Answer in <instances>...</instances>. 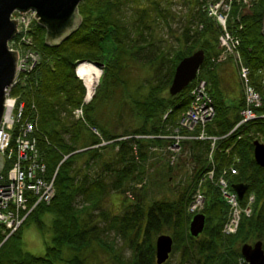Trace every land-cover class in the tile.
I'll return each mask as SVG.
<instances>
[{"label": "trees", "instance_id": "obj_1", "mask_svg": "<svg viewBox=\"0 0 264 264\" xmlns=\"http://www.w3.org/2000/svg\"><path fill=\"white\" fill-rule=\"evenodd\" d=\"M131 1L148 5H133L134 12L125 7V0L82 1V23L59 45L46 43L47 26L39 22L34 26V47L41 59L14 93L27 103V117L36 123L47 178L55 175L56 193L50 203L37 205L6 241V232L0 226V264H102L93 259H98L99 249L114 253L115 246L107 240L112 232L129 241L134 253L132 264H157L154 238L165 228L174 230L173 251L179 249L177 239L184 244L182 264H246L238 244L264 239V167L254 158L253 144L255 139L264 142V0L255 1L245 14L237 6L232 11L235 16L242 15L240 53L261 95V105L255 110L263 115L233 132L241 119L245 98H238V105L226 100L223 79L228 76L219 74L225 63L218 60L219 29L202 13L201 0H197L193 19L186 22L190 24L183 27L175 41L165 44L153 34L152 23L157 26L161 17H166L160 1ZM151 12H156L158 19L157 15L150 16ZM107 39L112 44L108 52L103 47ZM200 48L206 55L198 77L208 80L216 108L208 132L223 136L213 151L214 182H199L213 167L210 142L185 140L180 154H189L196 171L178 200L158 199L146 206L135 204L124 214L111 213L103 206L104 198L113 192H126L130 181L142 182L146 178L147 168L138 165L137 160L145 163L149 146L172 143L158 136L175 132L189 107L195 82L177 95L167 90L178 63ZM84 60L103 63L104 68L95 97L83 105L86 86L77 77L76 67ZM137 66L147 67L149 76L143 81L133 78ZM106 100L113 101L116 112L119 109V118H102L99 109ZM81 106L84 118L75 114ZM123 121L124 129L117 132V124ZM103 140L108 143L99 145ZM183 158V163L188 162ZM232 166L237 173L231 172ZM94 167H99L97 172H92ZM223 175L230 184H249L240 201L243 206L250 193L255 195L252 214H244L237 233L228 236L223 228L229 208L216 184ZM200 187L206 196L202 212L207 220L203 233L194 237L189 230L192 214L187 207ZM46 213L54 217L50 226L43 219ZM28 222L44 231L46 250L42 255L22 248L23 227Z\"/></svg>", "mask_w": 264, "mask_h": 264}, {"label": "built area", "instance_id": "obj_2", "mask_svg": "<svg viewBox=\"0 0 264 264\" xmlns=\"http://www.w3.org/2000/svg\"><path fill=\"white\" fill-rule=\"evenodd\" d=\"M254 1L210 0L202 5V11L214 20L220 30L219 60L233 59L245 89V107L241 111V120L235 128L263 116L255 110L261 105V95L252 83L251 68L243 61L240 53L241 37L238 31L243 28V25L231 23V13L235 4L250 7ZM36 13L35 8H30L25 11L16 10L11 15L12 20L19 19L18 31L8 42V46L11 50H18L19 56L16 78L6 89L5 110L0 123V152L5 162L0 171V226L8 232V236L24 223L37 205L43 202L50 203L56 193L55 175L51 179L47 178V165L38 146L36 123L27 117V103L14 93V88L25 82L28 74L41 59L40 53L34 47V26L39 22ZM259 73L262 71L260 70ZM78 77L82 79L79 75ZM99 81L98 78L92 90L85 85L86 94L83 105L90 102ZM262 83L264 84V77ZM190 94L191 102L179 121L177 134L169 136L175 140L169 149L179 153L183 140H210L212 161L215 143L220 137L211 135L207 131L208 124L216 115L208 81L204 78L197 79ZM75 114L78 118H84L83 107L77 108ZM182 130L185 133H182ZM230 170L232 173H237V169L233 166ZM206 180L214 182V166L207 176L202 177L200 183ZM216 184L229 208L223 231L225 234L233 235L239 229L242 216L252 214L255 195L250 194L246 205L243 206L224 175L219 177ZM32 200L33 204L30 205ZM205 202L206 196L200 187L194 193L188 209L192 213L199 212L204 208Z\"/></svg>", "mask_w": 264, "mask_h": 264}, {"label": "rangeland", "instance_id": "obj_3", "mask_svg": "<svg viewBox=\"0 0 264 264\" xmlns=\"http://www.w3.org/2000/svg\"><path fill=\"white\" fill-rule=\"evenodd\" d=\"M162 6V13L166 15V17H161V23L159 25H154L153 34L156 35L158 40H163L164 44L166 42L175 41L176 37L180 36V33L183 30V27L186 26L188 20L193 19V15L198 9L197 0H158ZM210 0H201L202 5L208 3ZM257 1V0H256ZM126 8H132L133 5L137 7H146L148 4L144 1H131L125 0ZM202 5H199V8L202 10ZM254 5V4H253ZM152 7L150 4L149 8ZM148 8V9H149ZM241 9V8H239ZM251 8H243V14L247 11H250ZM135 12V9L133 10ZM79 13L80 8H79ZM206 18H209L211 21L214 20L205 12H202ZM150 16L157 15L156 12L149 13ZM235 16V14H234ZM237 16L242 19V15L237 13ZM235 16L237 22L239 18ZM82 17V15H81ZM157 15V19H158ZM232 17V14H231ZM148 20V17H147ZM209 20V21H210ZM196 22V21H195ZM151 23V21H150ZM200 26L203 27V23H200ZM195 27V23L192 24V28ZM155 39V40H157ZM107 40H104L103 47L106 52H108L112 48V44L108 43ZM219 48V44L217 46ZM219 74L227 75L228 78L223 79L224 87H225V97L229 103L238 105V98L244 96V87L241 83L240 78L238 77V70L235 67L233 59H228L227 62L221 64L219 69ZM199 75V73H198ZM149 76V72H147V67L137 66L135 67V71L133 73V78L139 79L143 81ZM80 79V78H79ZM82 80V79H81ZM229 80V81H228ZM237 80L239 82H237ZM83 81V80H82ZM100 82V81H99ZM86 85V82H84ZM99 84V83H98ZM98 87V85H97ZM169 92V90H167ZM97 92V88L95 90V94L92 96L95 97ZM119 96V95H118ZM114 105L112 100H106L102 103V108L99 109V113L104 119H115L120 117V111L117 109V112L114 110ZM127 113H125L126 117ZM124 121L117 125V132H120L124 129L125 125H123ZM174 135V133H173ZM104 151H109V149H104ZM148 158L144 162L138 161V165L142 164L146 166V178L140 182L139 180L130 181L127 185V190L124 193L121 192H113L106 196L103 201V206L107 208L111 213L116 214H124L127 209H134L135 204L141 203L146 206L149 205L154 200L158 199H170V200H178L181 192L184 187L188 184L195 174V162L189 160V154H174L167 145L161 146L156 143L154 146H149L147 151ZM186 157L188 162H184V158ZM213 163V162H211ZM120 167V166H119ZM99 169L94 167L92 172H97ZM170 179L167 181V177ZM200 182V181H199ZM144 186V187H142ZM254 205V204H253ZM98 214V212H96ZM53 215L50 213H46L43 216L46 224L50 226L52 224ZM227 220V219H226ZM5 234L6 241L9 236L8 232ZM47 234L49 231H47ZM162 233L171 234L173 236L174 230L172 228H165ZM224 233V232H223ZM161 234V233H159ZM154 238V245L156 244V239L158 235ZM228 236V234H225ZM107 240H109L114 246V253H109L105 250L99 249L97 251V258L93 260L103 261L102 264H132L133 261V248L130 245L129 241H125L122 236L116 235L115 232H112L111 235L107 236ZM174 238V236H173ZM203 236H201V239ZM46 237L44 235V231L39 229L34 222H28L23 227V238H22V248L26 251H29L36 255H42L46 250ZM3 241V242H4ZM264 241V239H263ZM255 242L254 240L251 241ZM176 245H179V249H175L172 251L170 258L168 259L166 264H182L184 262L183 256V248L184 244L180 242V239H177ZM239 247L242 246V243L238 244ZM114 256V257H113ZM245 260V259H244ZM247 264V262L245 261ZM191 264V263H186Z\"/></svg>", "mask_w": 264, "mask_h": 264}, {"label": "water", "instance_id": "obj_4", "mask_svg": "<svg viewBox=\"0 0 264 264\" xmlns=\"http://www.w3.org/2000/svg\"><path fill=\"white\" fill-rule=\"evenodd\" d=\"M82 1L84 0H0V123L5 110L6 89L14 82L17 74L19 53L18 50H11L8 46V42L18 31L19 19H11L13 12L35 8L39 23L47 26L46 43L54 46L63 42L82 23V17L79 13V5ZM205 55V50L200 48L178 63L169 87L171 95L181 93L195 80ZM93 63L99 67L104 66L100 62ZM253 144L254 158L261 167H264V142L255 139ZM4 163V156L0 152V171L3 169ZM232 188L242 199L249 188V184L239 182L232 184ZM206 220V215L203 212H198L192 217L189 226L192 236L198 237L204 231ZM173 248V236L167 233L159 234L156 239V263L164 264L167 262ZM241 253L247 264H264V241L257 240L254 243H244L241 246Z\"/></svg>", "mask_w": 264, "mask_h": 264}, {"label": "bare ground", "instance_id": "obj_5", "mask_svg": "<svg viewBox=\"0 0 264 264\" xmlns=\"http://www.w3.org/2000/svg\"><path fill=\"white\" fill-rule=\"evenodd\" d=\"M256 1V0H255ZM255 1L253 2V4L255 3ZM253 4L250 6V7H244V6H241V5H238V4H235L234 5V7L235 6H237V7H239V8H241L240 10L241 11H243V8H251L252 6H253ZM233 7V8H234ZM232 11H233V9H232ZM232 14V13H231ZM239 14V13H238ZM240 15V14H239ZM236 16H237V14H236ZM238 17V16H237ZM239 18V17H238ZM236 21V19H235V16H234V14H232V17H231V23H235V24H237V25H239L240 23V21H241V19L239 18V20L237 21V22H235ZM215 23V22H214ZM216 24V23H215ZM243 25V24H242ZM200 28H202L201 26H200ZM219 29V28H218ZM74 32V31H73ZM72 32V33H73ZM71 33V34H72ZM219 33H220V30H219ZM70 34V35H71ZM69 35V36H70ZM68 36V37H69ZM67 37V38H68ZM218 37H219V35H218ZM218 44H219V41H218ZM219 49H220V46H219ZM220 51H221V49H220ZM219 54H220V52H219ZM218 57H219V55H218ZM229 59H232V58H229ZM218 60H219V58H218ZM220 61V60H219ZM220 62H227V60H225V61H220ZM234 64H235V62H234ZM235 67L237 68V70H238V67L236 66V64H235ZM103 68H104V66L103 67H99V66H97V65H95L93 62H89V61H86V60H84V61H80L79 63H78V65H77V67H76V74H77V71H78V75L86 82V85L87 86H89V88H90V90H92V89H94V87H95V85H96V81L98 80V78L100 79L101 78V76H102V74H103ZM200 71V70H199ZM262 71V70H261ZM199 73V72H198ZM262 73H263V71H262ZM78 75H77V77H78ZM238 75H239V71H238ZM239 78H240V76H238ZM264 77V76H263ZM262 77V78H263ZM79 78V77H78ZM197 79H199V77H198V75H197V77L195 78V80L193 81V82H196V80ZM204 79H206V78H204ZM207 80V79H206ZM241 80V79H240ZM208 81V80H207ZM209 83V82H208ZM241 83H242V81H241ZM195 84V83H194ZM263 84V83H262ZM243 85V84H242ZM194 86V85H193ZM244 87V86H243ZM192 89V88H191ZM191 92V91H190ZM259 92V91H258ZM244 98H245V89H244ZM190 105V104H189ZM245 107V106H244ZM243 107V108H244ZM242 108V109H243ZM242 111V110H241ZM186 113V112H185ZM241 113V112H240ZM167 116V113L165 114V116L164 117H166ZM184 116V115H183ZM182 116V117H183ZM242 117V116H241ZM241 120V119H240ZM180 121V120H179ZM212 122V121H211ZM238 124V123H237ZM236 124V125H237ZM209 125V124H208ZM241 126V125H240ZM178 127H179V124H178ZM177 127V128H178ZM236 127V126H235ZM233 128L232 129V131L231 132H233L235 129H237V128ZM177 128H176V130H175V132H174V135L175 134H177ZM92 130L94 131V132H96L97 134H99V132H98V130L95 128V127H92ZM207 131H208V127H207ZM182 133H185V131H181ZM209 133V132H208ZM210 134V133H209ZM173 134H169V135H162V136H158V137H161V138H165V139H170L171 141H172V143H169L168 145H167V147H169L170 145H172L174 142H175V140L173 139V138H170L169 136H172ZM211 135H214V134H211ZM214 136H218V135H214ZM148 137H153V136H148ZM220 138L218 139V140H220L223 136H219ZM217 140V141H218ZM260 140V139H259ZM183 141H185V140H183ZM183 141L181 142V147H182V144H183ZM206 141H209L210 142V146H211V141L210 140H206ZM216 141V142H217ZM262 141V140H261ZM263 142V141H262ZM108 143V141H102V143L101 144H99V145H104V144H107ZM96 146H98V145H96ZM214 149H215V147H214ZM181 151H182V148H181ZM181 151L179 152V153H175V152H173L174 154H180L181 153ZM210 152H211V150H210ZM213 159V158H212ZM209 160H210V162H213V160L211 161V159H210V153H209ZM213 164V163H212ZM213 166H214V164H213ZM213 168V167H212ZM211 172V167H210V169L208 170V171H206L205 173H204V175L202 176V177H204V176H207L209 173ZM226 172V171H225ZM219 179V178H218ZM230 183V182H229ZM235 184V183H234ZM55 185V184H54ZM230 186H231V188H232V184H230ZM233 189V188H232ZM234 190V189H233ZM235 191V190H234ZM248 191V190H247ZM236 192V191H235ZM247 193V192H246ZM246 193H245V195H246ZM250 194H253V193H250ZM250 194H249V196H250ZM238 195V194H237ZM55 197V196H54ZM245 197V196H244ZM244 197L242 198V199H244ZM192 198H193V196H192ZM238 198H239V196H238ZM240 199V198H239ZM242 199H240V201L242 200ZM53 200V199H52ZM191 201H192V199H191ZM191 201H190V203H191ZM190 203H189V205H190ZM206 203V202H205ZM254 204V203H253ZM189 205H188V207H187V210H188V212L189 213H191L192 214V217L196 214V213H198V212H194V213H192V212H190L189 211ZM205 207V206H204ZM203 210V209H202ZM202 210L201 211H199V212H202ZM248 216H250V215H248ZM227 217H228V215H227ZM191 220H192V218H191ZM227 221V220H226ZM189 226H190V224H189ZM224 229V228H223ZM224 232V231H223ZM203 233V232H202ZM201 233V234H202ZM200 234V235H201ZM225 234V233H224ZM236 234V233H235ZM199 235V236H200ZM234 235V234H233ZM254 243V242H253ZM156 245V244H155ZM243 258H244V256H243ZM245 259V258H244Z\"/></svg>", "mask_w": 264, "mask_h": 264}]
</instances>
